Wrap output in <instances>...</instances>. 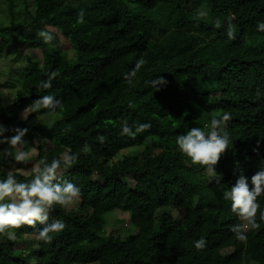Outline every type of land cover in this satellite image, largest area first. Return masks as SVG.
I'll return each instance as SVG.
<instances>
[{"label":"trees","instance_id":"obj_1","mask_svg":"<svg viewBox=\"0 0 264 264\" xmlns=\"http://www.w3.org/2000/svg\"><path fill=\"white\" fill-rule=\"evenodd\" d=\"M24 4L21 22L9 0L0 58L24 49L39 51L42 60L27 59L14 95L0 91V124L9 137L15 128L28 129L25 147L35 161L79 152L59 182L74 183L81 196L73 210L50 212L49 222L66 224L51 243L36 239L39 224L11 230L14 240L0 235V264H264V221L258 213L260 227L246 243L238 241L230 231L238 217L223 197L241 171L250 181L264 167V32L257 31L264 0H33L32 11ZM229 17L235 39L227 35ZM46 28L50 44L37 36ZM140 59L136 75L125 79ZM53 72L52 87L40 89ZM160 76L168 84L156 91L150 82ZM43 95L62 107L53 116L42 109L23 119ZM225 113L231 143L213 175L193 165L176 138ZM125 120L133 130L150 128L125 136ZM20 166L0 160V179ZM258 202L264 211V195ZM115 211L130 215L125 236L108 229ZM201 237L206 246L198 250Z\"/></svg>","mask_w":264,"mask_h":264},{"label":"clouds","instance_id":"obj_2","mask_svg":"<svg viewBox=\"0 0 264 264\" xmlns=\"http://www.w3.org/2000/svg\"><path fill=\"white\" fill-rule=\"evenodd\" d=\"M201 17L207 16V13L201 11ZM234 17L228 18L227 35L229 39H235L234 30L231 21ZM80 20H83V13H80ZM222 22L217 19L215 27L220 28ZM257 31L264 32V21L257 24ZM43 43L50 44L54 36L46 29L37 33ZM144 64L143 59L136 63L135 69L125 76V79L134 77L136 72ZM57 73L49 75L48 80L42 81L40 89H50L51 81L55 79ZM151 86L160 91L161 86H166L168 81L163 76L153 79ZM62 107V102L53 95L39 96L29 106L23 110V118L26 120L28 115L39 113L42 109L47 110L46 115L53 116L58 108ZM230 119L229 114L225 113L222 117L213 116L210 124L202 127H193L176 138L178 150L187 156L193 165H200L206 169L209 174H215V166L218 164L221 156L229 149L231 143L230 137L225 130L226 122ZM150 128V124H139L133 130L125 120L121 125V133L125 136H135ZM205 128L208 130L205 131ZM9 129L0 124V145H7L6 148H0V160L11 158L15 164H28L31 159V153L26 149L27 142L24 140L28 132L27 128H15L16 133L13 136H6ZM103 142V137H100ZM257 147L253 149L258 152ZM84 153L89 152L87 145L82 149ZM79 152L72 154L63 153L59 158H53L49 161L46 157L40 158L33 163L29 170L31 178L26 181L17 180L19 169L9 170L6 178L0 179V235H4L9 240L15 239V233L11 230L20 229L27 225L36 228V225H43L38 229L35 237L44 243H51L54 234L65 230L66 224L61 219L50 220V212L56 206L68 209L81 196V190L74 183L69 181L59 182L60 176L64 170L71 168L79 159ZM220 181L217 180L216 183ZM264 195V167L253 174L250 178L243 171L237 176L236 181L227 190L223 192L226 201H230L231 211L238 217L239 222L232 225L230 231L235 238L242 242H247V233L260 227L257 222L264 221V211H261V205L258 198ZM196 249H203L206 246V240L201 237L195 242Z\"/></svg>","mask_w":264,"mask_h":264},{"label":"rangeland","instance_id":"obj_3","mask_svg":"<svg viewBox=\"0 0 264 264\" xmlns=\"http://www.w3.org/2000/svg\"><path fill=\"white\" fill-rule=\"evenodd\" d=\"M16 4V9L19 11L18 20L24 22L26 17L24 13H26V5L24 4L25 0H11ZM27 7H29L30 11L33 10V0H26ZM9 7V0H0V25L5 23V26L9 25L10 19V12L8 10ZM22 52L18 49L16 51H10V49L3 53L0 58V91L3 95L12 96L16 93L15 88L18 87L21 79L25 74V70H27L30 66L27 61L30 58L31 63L41 64V53L39 51L32 52V51H23ZM21 52V53H20ZM19 54V55H18ZM31 115V114H30ZM28 115V116H30ZM23 118V112L21 113ZM24 119V118H23ZM150 141V140H149ZM140 149H131L130 151L122 152V155L131 153H140ZM35 153H31V159L28 164H21L19 168V173L23 175H29V170L31 169L33 163L36 161L34 160ZM122 158V157H121ZM78 206V202L76 201L72 206L68 208V210H73ZM174 215L176 217L180 216L179 212H175ZM108 223V229L112 228L111 232L116 231L121 236H125L127 233H123L122 231L127 230L130 223V215L122 212V211H115L112 214L107 216L106 219ZM21 247V245H18ZM25 246L23 245L22 248ZM250 264H257L255 262H251Z\"/></svg>","mask_w":264,"mask_h":264}]
</instances>
